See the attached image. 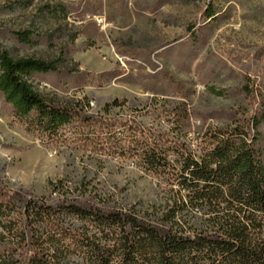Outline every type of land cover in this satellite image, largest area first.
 <instances>
[{"label":"rangeland","instance_id":"obj_1","mask_svg":"<svg viewBox=\"0 0 264 264\" xmlns=\"http://www.w3.org/2000/svg\"><path fill=\"white\" fill-rule=\"evenodd\" d=\"M0 47L55 61L35 89L103 123L78 117L54 137L31 135L0 95V186L27 196L48 199V182L61 180L109 205L158 208L157 179L118 157L98 129L150 125L184 102L192 134L246 106L244 85L255 91L252 109L264 104V0H0Z\"/></svg>","mask_w":264,"mask_h":264},{"label":"trees","instance_id":"obj_2","mask_svg":"<svg viewBox=\"0 0 264 264\" xmlns=\"http://www.w3.org/2000/svg\"><path fill=\"white\" fill-rule=\"evenodd\" d=\"M56 70L55 61L0 47V95L31 135L54 137L80 117V103L35 89L36 74ZM243 92L246 106L192 134L184 102L161 108L150 125L128 119L98 129L118 157L157 179L158 208L109 205L61 180L48 182V199L0 186V264H264V104L252 109L254 89Z\"/></svg>","mask_w":264,"mask_h":264}]
</instances>
